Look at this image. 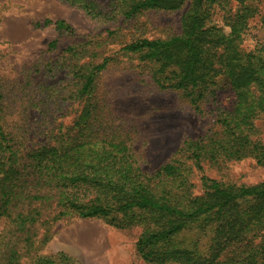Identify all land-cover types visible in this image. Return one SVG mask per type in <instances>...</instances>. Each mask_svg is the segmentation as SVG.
Segmentation results:
<instances>
[{
  "label": "trees",
  "instance_id": "trees-1",
  "mask_svg": "<svg viewBox=\"0 0 264 264\" xmlns=\"http://www.w3.org/2000/svg\"><path fill=\"white\" fill-rule=\"evenodd\" d=\"M117 1L128 19L188 3L180 34L137 39L122 50L149 67L160 89L189 95L197 111L221 88L234 92L235 104L220 111L216 128L186 140L153 174L135 155L134 127L115 116L103 93L100 73L109 59L79 74L82 110L49 143L19 141L0 126V218L12 224L9 240L0 244L2 264H19L34 249L38 226L48 230L66 218L141 226L137 252L145 264H264V241L246 243L264 233V181L237 185L211 178L205 169L245 159L264 168L257 125L264 119V47L246 46L262 0ZM209 3L222 9L225 27L209 25ZM14 238L21 248L10 243Z\"/></svg>",
  "mask_w": 264,
  "mask_h": 264
},
{
  "label": "rangeland",
  "instance_id": "rangeland-1",
  "mask_svg": "<svg viewBox=\"0 0 264 264\" xmlns=\"http://www.w3.org/2000/svg\"><path fill=\"white\" fill-rule=\"evenodd\" d=\"M231 6L235 10L236 3ZM206 7L209 25L225 27L222 9L215 3ZM258 7L246 30V46L252 49L264 47V0ZM188 9L187 3L173 12L146 11L128 19L117 0H0V126L19 141L49 143L82 110L79 74L109 59L100 73L103 93L115 116L134 127L135 155L143 171L153 174L186 140L216 128L220 111L235 104L234 92L221 88L197 111L189 95L160 89L149 67L122 50L137 39L180 34ZM257 125L264 141V119ZM205 169L211 178L237 185L264 181V168L252 159L232 161L221 170L206 164ZM194 182L200 189L197 176ZM11 227L8 218H0V244L9 240ZM141 233L139 225L118 228L102 219H62L48 230L37 227L35 247L21 252L19 264H145L137 252ZM262 241L264 233L246 239L248 244ZM10 243L22 247L17 238Z\"/></svg>",
  "mask_w": 264,
  "mask_h": 264
}]
</instances>
